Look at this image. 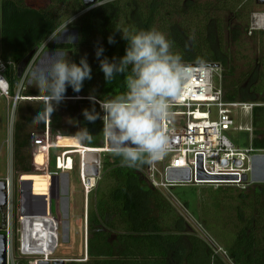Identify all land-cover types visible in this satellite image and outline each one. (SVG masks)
Masks as SVG:
<instances>
[{
	"label": "trees",
	"instance_id": "trees-1",
	"mask_svg": "<svg viewBox=\"0 0 264 264\" xmlns=\"http://www.w3.org/2000/svg\"><path fill=\"white\" fill-rule=\"evenodd\" d=\"M206 4L208 3H193L188 0L177 7V3L172 5L171 0H111V3L104 6L86 9L83 0H38L35 3L27 0H0V60L9 67L4 70L3 75L8 84V92L14 94L20 80L10 65L17 64L31 50L38 48L43 40L46 41L49 32L66 18L64 16L69 11L72 15H78L76 24L81 35L78 47L81 48L77 49L73 61L79 63L80 58L86 56L91 67L92 78L84 81L82 92L89 91V95H95L97 101L125 90L123 74L117 75L112 83L105 81L95 55V49L99 45H103V55L109 60L113 57L119 59L124 55L127 41L122 39L117 28L133 34L153 28L165 31L172 46L171 50L182 56L183 63H219L228 67L226 53L220 46L221 39L218 35L219 30H222L218 24L220 20H214L212 14L206 12L204 21L208 19L207 24L196 30L193 37H190L183 26L185 14L200 13ZM173 12L182 16L180 21H170ZM156 23L158 27H154ZM225 29L230 28L228 26ZM231 30V42L240 40V28L235 26ZM109 35L114 36V44L108 43ZM53 47L72 46L61 44ZM253 74V71L248 74L253 82L246 87L239 84L232 72H223L224 98L230 101L264 103V78L261 74ZM38 93L39 91L30 89L23 91L21 96H41ZM89 95L78 99V103L87 105L78 106L77 118L79 128L86 127L94 137L91 141H80L85 146L101 147L104 140L101 132L103 122L97 119L94 123H89L82 115L83 109L91 110L93 106V102L87 98ZM67 96L77 97L71 87L67 88L65 97ZM95 107L100 112L98 103H95ZM43 108V102L37 111H33L30 106L29 114L21 116L14 124L15 170H31L29 155L25 151L31 146V132L28 127L34 124L33 114L41 113ZM252 125V145L255 149H264V106L253 108ZM38 127L43 131L44 121ZM145 166L146 164L135 168L122 166L120 158L111 152L103 156L101 176L93 192L94 209L91 208L88 218V231L90 230L92 236L87 239V259L70 264H142L143 260V264H184L186 260L188 264H193L198 242L194 240L195 248L186 254L182 244H179L184 224L161 193L150 186L144 174ZM251 185L246 190H207L214 206L229 200H238L241 204L236 208L235 221L238 223H233L235 231L223 233V229L216 227L217 232L214 231L215 235L213 234L226 237L223 239L224 247L237 264H264V184ZM225 191L226 200H223L221 197ZM235 191L238 192L237 198L233 194ZM93 194H89L91 200ZM107 229L110 231L108 236L113 235L112 242H108V236H104Z\"/></svg>",
	"mask_w": 264,
	"mask_h": 264
},
{
	"label": "rangeland",
	"instance_id": "rangeland-1",
	"mask_svg": "<svg viewBox=\"0 0 264 264\" xmlns=\"http://www.w3.org/2000/svg\"><path fill=\"white\" fill-rule=\"evenodd\" d=\"M27 1L35 3L38 0ZM136 1L141 2V0ZM186 1L188 0H171V4L177 3V7H179L185 4ZM189 1L201 4L208 3L203 6L200 13L190 12V14H185L184 17L186 20L183 21V26L187 29L190 37L195 36L194 33L196 30L201 28L202 25L207 24L208 19L204 21L206 12L210 15L212 14L211 16L214 20L215 18L218 21L220 20L218 24L222 27V30L219 28L218 35L221 39L220 46L226 53L228 64V67L220 64L219 67L222 73L229 74V72H232L233 77L239 80V84L241 86L244 84L246 87H249L253 82L248 76L250 72L253 71L255 75L261 74L264 78V26H261L263 28H259L256 25L259 19L258 17L264 15V3H261L259 0ZM69 12H67L68 14L66 13L64 16L66 18L63 21L70 16L74 17V21L68 25L64 37L59 42L46 40V47L42 43L37 48V52L31 59L23 76L18 81L14 89V94H10L9 92L3 93L0 90V180L4 177L6 178L8 175L12 180L7 208L8 227L6 233L8 235V264H36L38 259L43 258L75 259L79 262H84L87 257V239L92 236L90 230L88 231V218L90 217L92 209H94L93 192H95L98 186L101 169L96 184L86 194V188L80 180L78 154H68L69 156L65 155L64 158L60 156L61 165L69 166L68 168H71V164L73 165L72 171L66 173V171L62 172L56 169L55 160L58 155H62L61 151L67 148L51 147L47 151L42 148L47 143L57 144L59 141L82 145V142H80L75 134L81 130L77 118L78 106H85L86 103H78L79 100L77 97L67 96L61 103L55 106L49 118L45 116L39 122H34V124L28 127V130L31 132V138L35 137V139L37 138L39 140V143H35L32 140V146L25 150L30 160L31 170L29 172L15 170L13 160L14 124L21 116L29 114L28 108L30 106L33 108V111H37L42 102L44 103V96L40 93L39 89L29 85V69L35 66L34 62H40L41 58L45 56V53L49 55L53 52L67 53L68 58L73 61L77 49L79 50L81 48H78L81 43L79 27L76 24L78 15H72ZM181 17L173 12L170 21L176 23L180 21ZM228 26L230 29H225ZM235 26L240 28L241 38L240 40L231 42V29ZM154 27H158V24H154ZM162 33L168 39L167 32L164 31ZM69 34L76 37L73 41L74 46L65 42ZM61 44H70L72 47H53ZM181 44L185 46L183 42ZM209 64L219 65V63ZM16 66L17 64L10 65L14 71H16ZM7 69L9 67L0 61V74L2 76L4 75V70ZM0 79L5 84L1 85L0 83V89L2 87L4 90L6 87L5 80L2 77ZM30 89L39 91L38 94L41 96H21L23 91ZM243 94L247 93L243 92ZM76 95H79V98H86V95H89V91L88 93L81 91L80 93H76ZM235 119L240 120L241 118L237 115ZM42 121H44V129L49 126L48 140L44 137V132L38 127V124ZM228 137L236 146H247L246 133L229 131ZM103 141L105 142V139ZM91 150L93 151L94 149L92 148L89 151ZM109 152L110 150L108 148V151L101 152L98 157L102 160L103 156ZM67 156L68 159L66 158ZM62 160H64V163H62ZM8 167L13 170L9 174L7 171ZM65 176L68 178L67 194L62 190V188L66 187ZM92 178L94 179V177ZM211 188L209 186H185L173 188L169 193H160L169 202L176 214L180 216L184 224V232L181 234L182 239L179 244H182L186 254L190 253L191 250L193 251L195 248L193 244H195L196 240L198 242V244L196 243L198 247H196V257L193 260V264H237L224 247L225 242L223 239L226 237L214 236V231H216V227H219V229H223V233H227L229 230L234 232L233 223H238L235 221L237 214L236 208L241 204L238 200H229L214 206L211 203L212 199H209L207 195V190ZM220 188H226L227 190L238 189L235 186H223L218 189ZM91 193L93 194L92 200L89 198V194ZM237 193V191L233 192L235 197ZM226 194L227 191L221 197L223 200H226ZM64 197H68L69 199L67 209H65L63 203ZM46 214H49L51 222L55 226V241L49 253L43 255L41 252L25 251V234L24 228L22 229L23 219L39 217ZM66 223L68 225L67 233L64 228ZM108 235H110V231L107 229L104 231V236ZM111 237L113 235L106 237V240L112 242L111 239L113 238ZM100 258L106 259L107 257ZM143 261L141 262L142 264ZM184 264H188L187 260Z\"/></svg>",
	"mask_w": 264,
	"mask_h": 264
},
{
	"label": "clouds",
	"instance_id": "clouds-1",
	"mask_svg": "<svg viewBox=\"0 0 264 264\" xmlns=\"http://www.w3.org/2000/svg\"><path fill=\"white\" fill-rule=\"evenodd\" d=\"M109 3L111 0H96L93 7ZM73 21L72 16L62 21L49 32L47 41L59 42ZM117 29L127 41L124 55L109 60L103 55V45L96 47L95 55L105 81L112 83L117 75L123 74L125 90L99 101L90 94L87 98L93 106L91 110L83 109L82 115L89 123L102 120L101 132L110 152L120 158L122 166L135 168L160 160L169 150L163 122L170 119L172 104L182 94L183 85L192 72L183 63L182 56L171 50L170 41L161 31L153 28L133 34ZM74 39L76 37L69 34L65 42L74 46ZM47 41L43 40L45 47ZM108 43H115L114 36L109 35ZM34 63L35 66L29 69V85L38 88L44 96L43 111L33 114L34 122L50 117L55 106L66 98L68 87L80 93L84 81L92 78L86 56L76 63L67 53H45L40 62ZM95 103H99L103 115L96 110ZM77 137L91 141L94 136L85 127Z\"/></svg>",
	"mask_w": 264,
	"mask_h": 264
},
{
	"label": "built area",
	"instance_id": "built-area-1",
	"mask_svg": "<svg viewBox=\"0 0 264 264\" xmlns=\"http://www.w3.org/2000/svg\"><path fill=\"white\" fill-rule=\"evenodd\" d=\"M1 61V60H0ZM191 72V78L183 85V91L171 107V117L163 122V127L169 138V150L158 161L146 164L144 174L154 189L160 192L169 193L173 188L185 186H209L217 189L223 186H235L245 190L252 183L250 182L251 157L255 154H264V149H255L251 144L246 147L236 146L228 137L229 131L253 133L252 112L255 106H264V103L246 102L239 100H226L222 89V71L220 65L214 66L208 63H184ZM6 87L2 91L8 92V84L4 76ZM99 104V103H98ZM100 108V106H99ZM101 115H103L100 109ZM239 115L241 118L235 119ZM103 122V121H102ZM49 128L44 130L43 135L49 139ZM33 142L39 140L32 137ZM103 148L97 149L98 154L108 151L107 141ZM57 147L56 144L47 143L43 149ZM64 148H69L63 146ZM78 152L80 180L86 188L87 194L91 187L96 184L100 159L95 164L97 175L89 188L85 185L83 175L84 155L92 148L83 147ZM66 149L61 151L55 160L57 170H71L64 164H60V156L65 157ZM68 155V154H67ZM69 156V155H68ZM68 156L66 157L68 159ZM64 163V160H62ZM200 163L201 171L210 176L201 178L198 175ZM188 170L187 180H169L167 169ZM244 176L247 177L244 180ZM89 182L92 180L88 178ZM5 183L10 192L12 180L8 176ZM8 215V214H7Z\"/></svg>",
	"mask_w": 264,
	"mask_h": 264
},
{
	"label": "water",
	"instance_id": "water-1",
	"mask_svg": "<svg viewBox=\"0 0 264 264\" xmlns=\"http://www.w3.org/2000/svg\"><path fill=\"white\" fill-rule=\"evenodd\" d=\"M261 3H264V0H259ZM96 3V0H83V4L86 9L93 8V5ZM37 48L31 50L28 54H26L16 66V76L17 78H21L31 62V59L37 52ZM214 66H218V64H214ZM109 148V145L107 143ZM98 162V155L96 152L86 153L84 155V163L85 166L83 171L86 175H97L98 170L95 164ZM198 175L201 178H208L210 176L204 174L201 171L200 163L198 166ZM167 178L169 180H187L188 179V170L186 169H176L169 168L167 169ZM247 177L244 176V180ZM67 182L68 178L65 176V185L63 188L65 193H67ZM250 182L251 183H264V154H255L251 157V172H250ZM63 203L65 209H67L68 198H63ZM9 204V192L6 186L5 181L0 180V264H8V235L6 233L8 227V215L7 208ZM65 232L67 233L68 225L67 223L64 226ZM69 259L56 258L53 260H47L46 258L38 260L37 264H65Z\"/></svg>",
	"mask_w": 264,
	"mask_h": 264
},
{
	"label": "bare ground",
	"instance_id": "bare-ground-1",
	"mask_svg": "<svg viewBox=\"0 0 264 264\" xmlns=\"http://www.w3.org/2000/svg\"><path fill=\"white\" fill-rule=\"evenodd\" d=\"M258 22L256 25H258L259 28H263L261 26H264V15L258 17ZM255 20V19H254ZM1 85H5L2 82V79H0ZM1 90L3 91L2 87ZM57 147H63L67 146L69 147L68 151L65 152V155L67 154H73L81 152L84 146L79 145L77 143H66L63 141H59L56 144ZM97 152V149L91 150L88 153ZM83 173L84 182L89 188L91 184L94 182V179L92 177H87V175ZM88 178H91L92 180L89 182L87 180ZM48 210V209H47ZM56 220V219H55ZM24 228V250L25 251H36L41 253H47L49 248L52 246V244L55 241V233L54 228L55 226L51 222L49 214L39 216V217H31V218H24L23 219V227ZM22 242H23V231H22ZM30 242L31 247L28 245ZM23 246V244H22ZM23 248V247H22Z\"/></svg>",
	"mask_w": 264,
	"mask_h": 264
},
{
	"label": "crops",
	"instance_id": "crops-1",
	"mask_svg": "<svg viewBox=\"0 0 264 264\" xmlns=\"http://www.w3.org/2000/svg\"><path fill=\"white\" fill-rule=\"evenodd\" d=\"M79 96V95H78ZM77 96V97H78ZM80 98H82V97H80ZM80 98H78V99H80ZM240 101V100H239ZM246 102H248V101H246ZM252 115H253V112H252ZM100 120V119H99ZM102 121V120H101ZM253 126V125H252ZM49 127V126H48ZM47 128V127H46ZM46 128L44 129V130H46ZM43 130V131H44ZM234 131H237V130H234ZM238 132H240V131H238ZM242 133H246V140H247V146L248 145H252V139H253V133L250 135L249 133H247V132H242ZM80 140V139H79ZM81 142V141H80ZM83 145V144H82ZM31 146H32V138H31ZM84 147H89V146H85V145H83ZM105 146V144H104V141H103V146H101V147H91V148H103ZM253 146V145H252ZM238 147H246V146H238ZM73 154H77V153H73ZM97 155H99L100 156V154H98L97 153ZM100 158L98 157V160H99ZM100 161H101V159H100ZM12 169H13V165H12ZM12 169H10L9 167H8V174L11 172V171H13ZM72 169H73V167H72ZM72 169L71 170H65L66 171V173L68 172V171H72ZM101 169V168H100ZM64 172V171H63ZM99 172H100V170H99ZM3 181H5V177L2 179ZM67 185H68V183H67ZM151 186V185H150ZM63 187V186H62ZM192 187V186H191ZM153 188V187H152ZM63 189V188H62ZM154 189V188H153ZM156 190V189H155ZM158 191V190H157ZM160 192V191H159ZM65 194H67V193H65ZM68 198V197H67ZM68 201H69V199H68ZM68 205V204H67ZM67 211V210H66ZM56 219V218H55ZM57 220V219H56ZM57 223H58V221H57ZM71 260H74L75 261V259H71ZM76 261H78V260H76Z\"/></svg>",
	"mask_w": 264,
	"mask_h": 264
},
{
	"label": "flooded vegetation",
	"instance_id": "flooded-vegetation-1",
	"mask_svg": "<svg viewBox=\"0 0 264 264\" xmlns=\"http://www.w3.org/2000/svg\"><path fill=\"white\" fill-rule=\"evenodd\" d=\"M57 240H58V238H57ZM28 245L31 247V245H30V242L28 243ZM53 245V244H52ZM52 247V246H51ZM51 247L49 248V250H48V252L47 253H43V255H47L48 253H49V251H50V249H51ZM86 255H87V251H86ZM44 259V258H43ZM47 260H53V259H49V258H46ZM86 259H87V257H86ZM38 260H40V259H38ZM38 260H37V262H38ZM37 262H36V264H37ZM71 262H75V263H78L79 261H74V260H69L68 262H66L65 264H70Z\"/></svg>",
	"mask_w": 264,
	"mask_h": 264
}]
</instances>
